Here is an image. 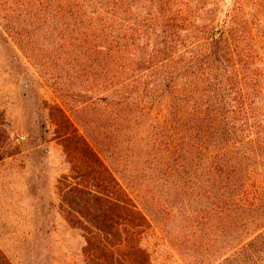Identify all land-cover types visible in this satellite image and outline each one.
<instances>
[{
    "label": "trees",
    "instance_id": "1",
    "mask_svg": "<svg viewBox=\"0 0 264 264\" xmlns=\"http://www.w3.org/2000/svg\"><path fill=\"white\" fill-rule=\"evenodd\" d=\"M0 31L51 89L84 264H151L152 224L185 264H264V0H0Z\"/></svg>",
    "mask_w": 264,
    "mask_h": 264
},
{
    "label": "rangeland",
    "instance_id": "2",
    "mask_svg": "<svg viewBox=\"0 0 264 264\" xmlns=\"http://www.w3.org/2000/svg\"><path fill=\"white\" fill-rule=\"evenodd\" d=\"M15 47L0 31V252L9 264H84L82 231L59 210L56 183L69 174L61 145L53 139L45 101L46 80H34ZM31 68V67H30ZM141 244L151 264H185L152 224Z\"/></svg>",
    "mask_w": 264,
    "mask_h": 264
}]
</instances>
